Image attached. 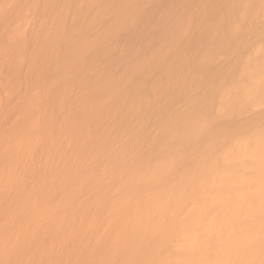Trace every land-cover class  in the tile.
<instances>
[{
	"label": "bare ground",
	"instance_id": "obj_1",
	"mask_svg": "<svg viewBox=\"0 0 264 264\" xmlns=\"http://www.w3.org/2000/svg\"><path fill=\"white\" fill-rule=\"evenodd\" d=\"M261 35L264 0H0V264H264Z\"/></svg>",
	"mask_w": 264,
	"mask_h": 264
},
{
	"label": "rangeland",
	"instance_id": "obj_2",
	"mask_svg": "<svg viewBox=\"0 0 264 264\" xmlns=\"http://www.w3.org/2000/svg\"><path fill=\"white\" fill-rule=\"evenodd\" d=\"M242 8V5H241V3L240 2H235V5H234V9L236 10V11H239L240 9ZM213 11V13L208 17V21H214L217 17H219L220 16V14H219V12L216 10V9H213L212 10ZM97 28L98 27H96L95 26V29L97 30ZM187 37V32H185L184 34H183V38H186ZM119 38V37H118ZM124 39V40H123ZM120 40L121 41H123L122 43H121V45L122 44H124L126 41H127V37L124 35V37H121L120 38ZM120 40H117V41H120ZM254 43L255 44H261V43H263L264 42V36H259V37H256L255 39H254ZM120 45V42L119 43H116V45ZM249 47V46H248ZM247 47V48H248ZM250 48H251V46H250ZM250 48H248V50H250ZM115 52L114 51H112V56H115V54H118L117 52L114 54ZM197 53V52H196ZM229 53H231V52H229ZM110 54V53H109ZM109 54H107V57H108V55ZM110 54V55H111ZM109 55V56H110ZM227 55H228V52H227ZM105 57H104V59L102 58V61H99V63L101 64V63H103V61L105 62L106 61V59H107V57H106V55H104ZM223 57H224V55H222V57L220 58V56H219V58H218V60H219V62H218V64L221 62V59L223 60ZM226 57V56H225ZM225 57H224V59H225ZM111 58V57H110ZM109 58V59H110ZM226 61V60H225ZM225 61H224V64H225ZM220 64H222L223 65V63L221 62ZM219 64V65H220ZM125 69V66H124V63L123 62H119V63H117L115 66H114V69H113V71L116 73L115 75H117V76H121L122 75V73L124 72L123 70ZM156 72H154L153 73V75H151L148 79L149 80H153L154 78H156L157 77V74H155ZM156 75V76H155ZM151 77H153V79H151ZM148 82V81H147ZM142 90H147L146 89V87L145 88H143V89H141V92L140 93H142V94H144V95H147L148 94V92L146 93V92H142ZM146 93V94H145ZM177 99V98H176ZM175 98L173 99V100H171V102H168V103H174V101L176 100ZM168 101V100H167ZM167 101H164L163 103V105H165L166 106V104H168V103H165V102H167ZM176 101H178V100H176ZM176 101H175V103H176ZM174 103V104H175ZM224 121V123L225 124H229V122L231 121L230 119H226V120H223ZM226 121V122H225ZM227 121H229L228 123H227ZM224 123H222L223 125H225Z\"/></svg>",
	"mask_w": 264,
	"mask_h": 264
}]
</instances>
